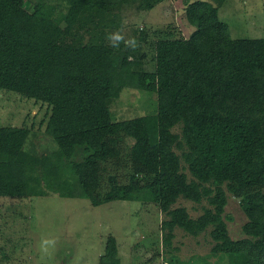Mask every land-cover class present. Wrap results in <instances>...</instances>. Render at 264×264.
I'll return each instance as SVG.
<instances>
[{"label":"trees","instance_id":"16d2710c","mask_svg":"<svg viewBox=\"0 0 264 264\" xmlns=\"http://www.w3.org/2000/svg\"><path fill=\"white\" fill-rule=\"evenodd\" d=\"M62 1V9L40 2L29 10L24 0H0V94L47 103L55 144L38 150L29 127L0 125V196L152 202L165 214V248L175 227L193 236L209 228L213 255L264 264V36L231 37L218 14L225 0H184L194 29L185 36L163 26L150 70L140 47L113 48L106 36L125 24V7L150 10L163 0ZM141 31L136 39L149 44ZM123 87L155 93V110L113 118ZM119 130L133 140L129 178L111 174L100 198V161L119 155ZM227 192L246 215L238 238L227 228ZM179 197L206 203L193 217L172 206ZM116 252L108 235L98 264H120Z\"/></svg>","mask_w":264,"mask_h":264},{"label":"rangeland","instance_id":"374dc122","mask_svg":"<svg viewBox=\"0 0 264 264\" xmlns=\"http://www.w3.org/2000/svg\"><path fill=\"white\" fill-rule=\"evenodd\" d=\"M31 10L36 3H52L65 7L62 0H24ZM184 0H163L150 10L133 6L122 11L125 36L147 32L149 44L140 43L144 51L143 63L153 69L151 42L163 26L168 24L188 35L194 25L184 18ZM219 17L228 25L231 37L264 36V0H225L218 8ZM123 87L111 103L115 119L151 113L156 108V95ZM49 105L26 98L13 91L0 94V125L26 126L31 130L29 141L41 151L55 144L45 131ZM178 126L174 130H178ZM119 155L100 161L99 183L96 188L102 197L109 187V176L119 183L129 178V158L132 138L119 130L116 134ZM187 172V170H186ZM188 173V172H187ZM206 201L194 203L179 197L172 206H184L195 217L202 212ZM238 198L227 192L224 208L230 237L242 236L241 225L246 215ZM165 214L152 202L111 200L92 205L84 197H65L56 194L2 197L0 196V264H98L108 235L114 236L120 264H227L226 258L210 252L212 240L208 229L193 236L181 228H174L170 250L162 241L160 222ZM53 239L49 254L41 252L42 239Z\"/></svg>","mask_w":264,"mask_h":264},{"label":"clouds","instance_id":"9594fccd","mask_svg":"<svg viewBox=\"0 0 264 264\" xmlns=\"http://www.w3.org/2000/svg\"><path fill=\"white\" fill-rule=\"evenodd\" d=\"M106 39L108 40L109 45L113 48H120V46L123 45L126 49L135 51L140 47V42L134 37L126 38L123 25L118 30L108 33ZM54 246L55 241L53 239H42L41 252L48 255L49 249L54 248Z\"/></svg>","mask_w":264,"mask_h":264}]
</instances>
